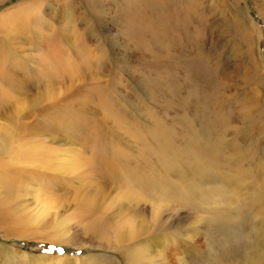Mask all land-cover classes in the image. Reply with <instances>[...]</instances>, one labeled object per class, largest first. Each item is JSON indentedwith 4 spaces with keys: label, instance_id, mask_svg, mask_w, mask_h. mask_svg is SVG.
Listing matches in <instances>:
<instances>
[{
    "label": "rangeland",
    "instance_id": "rangeland-1",
    "mask_svg": "<svg viewBox=\"0 0 264 264\" xmlns=\"http://www.w3.org/2000/svg\"><path fill=\"white\" fill-rule=\"evenodd\" d=\"M263 126L264 0H0V264H264Z\"/></svg>",
    "mask_w": 264,
    "mask_h": 264
},
{
    "label": "bare ground",
    "instance_id": "bare-ground-1",
    "mask_svg": "<svg viewBox=\"0 0 264 264\" xmlns=\"http://www.w3.org/2000/svg\"><path fill=\"white\" fill-rule=\"evenodd\" d=\"M154 12V11H153ZM155 12H157V8H156V11ZM158 14V13H157ZM152 15H153V13H152ZM154 15H156V14H154ZM153 18H155V21L157 22V20L156 19H158V17H153ZM160 20V19H159ZM158 20V21H159ZM152 21V20H151ZM154 21V22H155ZM161 21V20H160ZM160 23V22H159ZM83 38V37H82ZM170 45V44H169ZM168 45V46H169ZM172 46V45H171ZM170 46V47H171ZM171 49V48H170ZM169 51V50H168ZM167 50L165 51V53L166 54H168L169 52H168ZM165 54V55H166ZM170 54V53H169ZM52 56H54V55H50L49 57H48V59H50ZM164 56V55H163ZM162 56V57H163ZM169 56V55H168ZM168 56H166V57H168ZM54 61H56V60H54ZM50 61H48V63H49ZM55 63V62H54ZM57 63L58 64H56L55 66H54V64H53V66L52 67H48V69L47 70H49V72L51 73V72H54V71H56L57 73H61V72H66V73H69V74H73V73H76V72H74V67L71 65V63H69L68 61H57ZM96 63V62H95ZM95 63H93V64H95ZM50 64V63H49ZM97 64H99V63H97ZM91 65V64H90ZM96 65V64H95ZM95 65H93L94 66V68H95ZM92 66V67H93ZM91 67V66H90ZM99 67V66H98ZM53 68V69H52ZM97 68V67H96ZM94 69V70H97V69ZM84 69V68H83ZM100 69V68H99ZM98 69V70H99ZM54 70V71H53ZM92 70V69H91ZM100 71V70H99ZM98 73V72H97ZM82 75V74H81ZM84 76H86L85 74H84ZM84 78V77H83ZM82 78V79H83ZM84 80V79H83ZM96 84V83H95ZM11 89V88H10ZM264 127V126H263ZM2 145V146H1ZM3 147H4V142H2L1 144H0V151H2L3 150ZM110 164V163H109ZM107 169H108V167H107ZM129 171V167H128V170L126 171V172H128ZM130 172V171H129ZM131 173L133 174V172L131 171ZM115 174V173H114ZM131 174V175H132ZM113 175V174H112ZM131 175H130V177H131ZM142 176H143V174L141 175V179H142ZM129 177V176H128ZM140 178V177H139ZM138 178V179H139ZM144 178H145V176H144ZM143 178V179H144ZM140 179V180H141ZM142 179V180H143ZM146 179V178H145ZM146 181V180H145ZM142 182V181H141ZM146 183V182H145ZM149 183V182H148ZM142 184H144V183H142ZM141 185V184H140ZM144 188V187H143ZM148 189V188H147ZM144 191H146V190H144ZM139 233V231H133L132 233H130L129 235H128V237L127 238H129V239H131L132 238V235L133 234H138ZM135 256H137L136 254L134 255V257Z\"/></svg>",
    "mask_w": 264,
    "mask_h": 264
}]
</instances>
